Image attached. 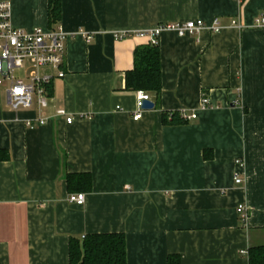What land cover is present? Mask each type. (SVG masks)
<instances>
[{"label":"crops","instance_id":"0c3cea01","mask_svg":"<svg viewBox=\"0 0 264 264\" xmlns=\"http://www.w3.org/2000/svg\"><path fill=\"white\" fill-rule=\"evenodd\" d=\"M9 1L17 28L92 38L67 37L43 126L26 127L35 107L11 110L0 86V264H69V238L105 232L124 233L127 264H249L264 245V0H61L52 24L48 0ZM213 18L216 33L159 32V96L145 91L154 106L133 120L124 75L149 37L114 33ZM74 173L91 176L80 205Z\"/></svg>","mask_w":264,"mask_h":264},{"label":"built area","instance_id":"2783aa9c","mask_svg":"<svg viewBox=\"0 0 264 264\" xmlns=\"http://www.w3.org/2000/svg\"><path fill=\"white\" fill-rule=\"evenodd\" d=\"M254 26L264 32V14L256 17ZM205 29L216 33L221 29L219 19L213 18L210 22L204 20H189L187 22L162 23L156 28L143 32L114 33L116 39L128 38L131 34L138 37H149V44L158 45L159 32L175 31L180 36L194 35ZM80 35L86 41L91 40L90 34L79 30L76 33H66L61 26L55 28L36 27L31 30L17 28L11 22V10L9 0H0V86L5 85L6 98L11 110L28 109L35 107L37 115L34 119L25 121L26 127L43 126L50 118L45 112L50 98L47 90L56 78H63L66 74L64 64V44L70 35ZM21 71V76L15 72ZM136 111L132 115L133 120L141 117L142 103L149 100V95L137 91ZM209 99L204 95L201 99L203 109L208 107ZM53 117L65 119L66 124H71L74 117L68 116L67 111L57 108ZM182 118H189L184 113ZM195 114L190 115L194 118ZM234 180L240 183L242 179L235 174ZM69 202L83 204L84 193L74 192L68 196ZM240 218L243 220L247 211L243 205L236 206Z\"/></svg>","mask_w":264,"mask_h":264},{"label":"trees","instance_id":"16d2710c","mask_svg":"<svg viewBox=\"0 0 264 264\" xmlns=\"http://www.w3.org/2000/svg\"><path fill=\"white\" fill-rule=\"evenodd\" d=\"M61 0H48V21L55 23L60 18ZM133 68L124 75L125 90L151 92L156 97L161 89L160 50L158 45L145 44L134 49ZM173 114L172 121L178 118ZM9 153L0 149V160L9 159ZM70 192L89 191L90 174L74 173L66 175ZM69 264H127L124 233H92L81 240L69 238ZM249 264H264V245L249 249ZM167 264H180V257L169 255Z\"/></svg>","mask_w":264,"mask_h":264},{"label":"water","instance_id":"95a60500","mask_svg":"<svg viewBox=\"0 0 264 264\" xmlns=\"http://www.w3.org/2000/svg\"><path fill=\"white\" fill-rule=\"evenodd\" d=\"M154 106L153 102L151 100H145L142 103V109H152Z\"/></svg>","mask_w":264,"mask_h":264},{"label":"rangeland","instance_id":"374dc122","mask_svg":"<svg viewBox=\"0 0 264 264\" xmlns=\"http://www.w3.org/2000/svg\"><path fill=\"white\" fill-rule=\"evenodd\" d=\"M15 75H16V76H21V71L17 70V71L15 72Z\"/></svg>","mask_w":264,"mask_h":264}]
</instances>
